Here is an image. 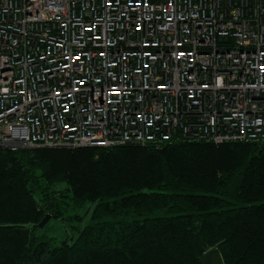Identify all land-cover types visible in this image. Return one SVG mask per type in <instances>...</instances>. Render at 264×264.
<instances>
[{
  "label": "built area",
  "instance_id": "built-area-1",
  "mask_svg": "<svg viewBox=\"0 0 264 264\" xmlns=\"http://www.w3.org/2000/svg\"><path fill=\"white\" fill-rule=\"evenodd\" d=\"M264 141V0H0V149Z\"/></svg>",
  "mask_w": 264,
  "mask_h": 264
},
{
  "label": "trees",
  "instance_id": "trees-1",
  "mask_svg": "<svg viewBox=\"0 0 264 264\" xmlns=\"http://www.w3.org/2000/svg\"><path fill=\"white\" fill-rule=\"evenodd\" d=\"M85 205L72 241L37 235ZM210 250L264 264V141L0 149V264H200Z\"/></svg>",
  "mask_w": 264,
  "mask_h": 264
},
{
  "label": "rangeland",
  "instance_id": "rangeland-1",
  "mask_svg": "<svg viewBox=\"0 0 264 264\" xmlns=\"http://www.w3.org/2000/svg\"><path fill=\"white\" fill-rule=\"evenodd\" d=\"M88 205L69 214H65L64 220L49 219V221L37 231V235L42 238L54 239L57 243L61 241H72L77 236V227H83L89 222L90 215L87 214ZM79 215L82 217L80 221L70 219L72 215Z\"/></svg>",
  "mask_w": 264,
  "mask_h": 264
},
{
  "label": "water",
  "instance_id": "water-1",
  "mask_svg": "<svg viewBox=\"0 0 264 264\" xmlns=\"http://www.w3.org/2000/svg\"><path fill=\"white\" fill-rule=\"evenodd\" d=\"M49 219H50V216H46L40 223L39 227L42 228L49 221ZM16 232L21 236L24 242L27 243L28 238H29V233L22 228H17ZM199 262L200 264H223L220 258V255L217 253L216 250H210L204 253L199 258Z\"/></svg>",
  "mask_w": 264,
  "mask_h": 264
}]
</instances>
